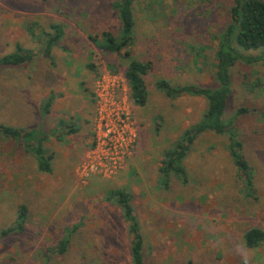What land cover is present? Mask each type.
<instances>
[{
	"label": "rangeland",
	"instance_id": "rangeland-1",
	"mask_svg": "<svg viewBox=\"0 0 264 264\" xmlns=\"http://www.w3.org/2000/svg\"><path fill=\"white\" fill-rule=\"evenodd\" d=\"M114 1L0 0V56L15 44L33 51L25 64L0 67V124L43 129L49 137L46 154L53 157L52 172H40L21 142L0 137V264H131L128 223L116 202L106 199L109 189L130 194L144 239V264H264V241L247 248L243 239L251 227L264 230V47L246 52L262 55L259 61L231 68L224 113L253 170L250 193L228 154L227 135L212 131L195 137L183 177L172 172L162 177L165 152L200 121L205 100L167 96L158 82L215 85L217 35L234 0L134 1V39L126 50L152 64L143 106L129 98L123 78L127 59L101 51L90 38L100 40L104 30L119 32ZM29 23L36 32L63 26L49 55L43 42L30 37ZM101 84L104 89L98 90ZM241 107L249 113L236 115ZM98 116L108 129L126 127L135 139L116 171L103 176L88 169L84 175ZM59 120L77 129L62 141L51 134ZM21 203L28 208L24 229L2 235ZM74 225L66 252L57 253L64 229Z\"/></svg>",
	"mask_w": 264,
	"mask_h": 264
},
{
	"label": "trees",
	"instance_id": "trees-1",
	"mask_svg": "<svg viewBox=\"0 0 264 264\" xmlns=\"http://www.w3.org/2000/svg\"><path fill=\"white\" fill-rule=\"evenodd\" d=\"M135 0H116L112 7L117 12L119 20V32L114 34L111 31L101 32V39L97 40L95 36L90 38L95 41L101 51L123 55L127 59V66L124 71V77L129 86V98L134 105L143 106L147 101V87L145 76L151 69V61H142L134 59L127 47L133 42V27L135 20L133 17V5ZM229 21L217 35L215 50V63L213 79L214 86H197L194 84H183L173 86L166 80L158 82V87L165 91L170 97L181 94H191L201 96L205 100V108L200 121L187 127L179 136L173 150L165 152L159 166V173L162 177H168L174 173L177 177L184 176L183 161L190 152V148L196 136L206 131H212L216 134L228 137L227 151L240 172L246 190L253 188V170L248 164L243 154V142L238 137L236 127L232 121L224 120V113L227 106L228 97L231 93V68L239 61L254 63L262 58V55L252 56L246 54L249 50H259L264 47V0H234L229 9ZM28 33L33 39L44 43V50L47 55L54 45L58 43L63 35L61 25L50 24V31L44 29L35 31L33 26L27 25ZM33 58V51L23 48L20 44H15L13 51L0 56V67L19 66L29 62ZM93 67V64H88ZM111 71H117L113 64H109ZM51 99L44 103L43 110L46 113L50 106ZM245 107L238 108L236 115L249 113ZM255 112V110H252ZM264 118V112H260ZM66 126L63 120H59L57 127L51 132L57 140L62 141L63 135L76 132L77 129ZM63 130H65L63 132ZM0 137L12 139L22 143L26 151L33 156L36 168L40 172L51 173L52 154H46L44 142L49 138L46 132L34 128L17 127L13 125L0 124ZM186 182L187 178H182ZM167 184L165 179L164 184ZM106 199L116 202L121 210L122 216L128 223V231L131 236L129 243V254L131 264H144L143 245L144 239L140 231V225L134 214L131 204L130 194L124 190L109 189L106 191ZM28 208L26 204L21 203L17 207L16 219L13 223L1 231L2 235L11 232H20L24 229L27 219ZM78 228V225L66 227L63 237L57 244L56 252L64 253L72 234ZM244 245L247 248H254L264 241V230L259 227H251L243 234ZM242 264V263H241Z\"/></svg>",
	"mask_w": 264,
	"mask_h": 264
},
{
	"label": "built area",
	"instance_id": "built-area-1",
	"mask_svg": "<svg viewBox=\"0 0 264 264\" xmlns=\"http://www.w3.org/2000/svg\"><path fill=\"white\" fill-rule=\"evenodd\" d=\"M125 81L126 78L123 77ZM98 90H103V84L99 85ZM99 121L95 129L94 145L89 152V162L82 164V173L88 174L92 169H99L103 176L116 171L124 158L128 155L130 144L135 139V134L129 132L126 127L118 126L119 129H108L104 123V117L98 116ZM96 166V167H94ZM109 177V176H105Z\"/></svg>",
	"mask_w": 264,
	"mask_h": 264
},
{
	"label": "crops",
	"instance_id": "crops-1",
	"mask_svg": "<svg viewBox=\"0 0 264 264\" xmlns=\"http://www.w3.org/2000/svg\"><path fill=\"white\" fill-rule=\"evenodd\" d=\"M34 24H35V23H32V24L29 23L28 26H33V27L35 28L36 25H34ZM56 25H59V24H56ZM61 26H62V25H61ZM26 27H27V26H26ZM62 27H63V26H62ZM35 29H36V28H35ZM41 29H42V28H41ZM62 29H63V28H62ZM29 35H30V34H29ZM30 37L33 38L31 35H30ZM61 38H62V37H61ZM34 40H35V39H34ZM59 41H60V40H59ZM59 41H58V43H59ZM36 42H38V41L36 40ZM38 43H40V42H38ZM58 43H57V44H58ZM57 44H56V45H57ZM69 107H70V106H66L65 109H66V110H69V109H70ZM65 124H66V126H65L64 129H66V128H67V125H69L66 121H65ZM70 126H71V125H70ZM42 130H43V129H42ZM43 132H45V131H43ZM66 135H70V134H66ZM65 139H68V138H65Z\"/></svg>",
	"mask_w": 264,
	"mask_h": 264
}]
</instances>
